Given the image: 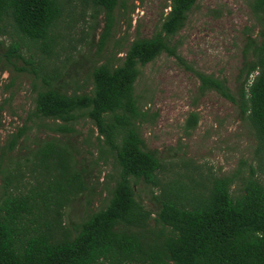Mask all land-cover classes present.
<instances>
[{"label": "trees", "instance_id": "16d2710c", "mask_svg": "<svg viewBox=\"0 0 264 264\" xmlns=\"http://www.w3.org/2000/svg\"><path fill=\"white\" fill-rule=\"evenodd\" d=\"M82 2L105 13L106 37L115 10L126 0ZM196 2L171 0L151 38L133 40L118 62L94 65L90 91L69 93L56 68L33 67L36 52L29 59L22 54L35 48L49 58L58 55L63 0H0V35L9 32L11 38L6 56L23 59L42 83L28 119L51 120V130L59 134L87 116L99 130L101 151L113 156L117 169L106 204L79 223L67 224L65 208L88 189L84 172L75 167L68 145L57 137L45 142L35 153L42 175L36 186L14 191L18 175L6 176L0 195V264H264V183L254 172L236 195L231 177H216L209 184L193 179L162 184V159L147 148L139 129L146 116L136 96L140 67L167 53L197 75L202 94L215 91L239 107L264 151V0H251L253 12L262 17L261 30L246 44L236 91L226 79L187 64L171 43ZM189 119L193 128L198 116L192 113ZM28 130L24 126L12 134L8 151ZM140 182L161 184L156 213L139 199Z\"/></svg>", "mask_w": 264, "mask_h": 264}, {"label": "rangeland", "instance_id": "374dc122", "mask_svg": "<svg viewBox=\"0 0 264 264\" xmlns=\"http://www.w3.org/2000/svg\"><path fill=\"white\" fill-rule=\"evenodd\" d=\"M65 13L56 28L61 35V51L49 58L40 51L24 50L34 66L49 65L62 75L60 82L69 93L92 89L91 72L97 63L118 62L130 43L138 37L151 38L170 10L171 0H126L115 10L108 36L103 11L96 12L82 0H63ZM259 15L251 0H197L185 26L171 38L179 55L194 69L227 80L233 91L250 38L261 30ZM9 33V32H8ZM0 35V195L8 174L18 175L11 188L26 192L42 178L35 153L53 138L68 145L75 167L84 172L88 189L65 208L67 224L79 223L87 214L103 207L115 184L117 169L113 156L101 151L99 130L81 116L70 132L56 134L51 120L29 116L41 79L23 59L6 56L11 38ZM136 83L138 103L145 112L139 124L150 150H157L164 170L162 184L190 179L209 184L216 177H231L233 194L241 193L245 180L254 177L264 183V151L249 119L239 107L215 91L202 94L200 80L180 61L167 53L140 67ZM40 75H43L41 72ZM42 84V83H41ZM192 113L198 121L189 127ZM24 126L29 130L14 151H8L12 134ZM139 199L154 213L159 209L161 184L137 185Z\"/></svg>", "mask_w": 264, "mask_h": 264}]
</instances>
